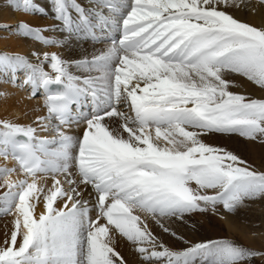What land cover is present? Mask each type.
Segmentation results:
<instances>
[{
    "label": "snow or ice",
    "instance_id": "1",
    "mask_svg": "<svg viewBox=\"0 0 264 264\" xmlns=\"http://www.w3.org/2000/svg\"><path fill=\"white\" fill-rule=\"evenodd\" d=\"M0 8L53 21L0 24L43 46L0 52V95L35 101L0 120V264H264V246L178 232L264 205V170L215 143L264 147V23L235 15L264 0Z\"/></svg>",
    "mask_w": 264,
    "mask_h": 264
},
{
    "label": "bare ground",
    "instance_id": "2",
    "mask_svg": "<svg viewBox=\"0 0 264 264\" xmlns=\"http://www.w3.org/2000/svg\"><path fill=\"white\" fill-rule=\"evenodd\" d=\"M37 2L42 4L44 0H37ZM0 3H2V0H0ZM235 15L237 16L238 19H241L244 22L253 24L258 27L262 23H264V14L248 15L243 12H237L235 13ZM20 21L28 22L33 26H40V27L50 26L53 23V21L50 19L41 18L39 16L33 17L23 13L6 11L3 8H0V24L6 22L8 24L15 25L17 22ZM84 47L87 48L89 52L92 51L90 45H85ZM97 47H102V45H98ZM36 48H43V46L38 45L32 41L19 39L14 35H9L8 33L0 31V52L7 51V52L26 54L32 50H35ZM233 90L240 91L242 93L253 92V88L250 84H246L242 88H234ZM8 91L14 94L10 96L0 95V120L12 119L14 117L23 118L24 112H29V116H31L30 109L35 105V101H32L31 103L28 102L26 99H24L25 94L15 89H8ZM255 95L259 96L260 93L256 92ZM215 143L219 145L227 146L228 149L239 150L241 154L246 156L253 155L254 160L257 161L260 167H262L261 158L264 157V147L255 144H250L240 139L218 140L215 141ZM0 165H2V162H0ZM262 168H263L262 170H264V166ZM41 210H42V205H37L36 208L37 214H39ZM10 219L11 217L8 218V220ZM232 219L233 218L230 216H228L227 219H224L225 221L224 223L227 226L228 234L236 233V231L239 230V228L234 225L235 222ZM4 225H5V219L1 218L0 241H2L4 238ZM9 227H11L10 224ZM153 231L154 233L158 234V230L153 229ZM203 231L204 229L199 225H196L194 230L191 227V225L178 228L179 233H182L186 239H189L193 242H199L200 240L205 238L210 239L209 236H205L203 234ZM240 231L243 234L245 242L253 244L254 240L252 239L251 236H249L248 231L244 230V228H241ZM210 232H211L210 237L213 238L220 237V235L222 234V232H219L217 228L210 229ZM176 246L178 248H182L185 245H183L180 242H177Z\"/></svg>",
    "mask_w": 264,
    "mask_h": 264
},
{
    "label": "rangeland",
    "instance_id": "3",
    "mask_svg": "<svg viewBox=\"0 0 264 264\" xmlns=\"http://www.w3.org/2000/svg\"><path fill=\"white\" fill-rule=\"evenodd\" d=\"M232 151L238 154L241 158L248 161L253 167L261 170L263 169L262 167L264 166V157L261 158L262 161L260 160L262 164V167H260L257 161L254 160L253 155H249V156L243 155L240 153L239 150L236 149ZM230 217L233 218L232 220L235 222L234 225L239 228V230L233 234H228L227 226L224 223L225 222L224 219H221L217 215L208 214L206 216H197L195 217V224L202 227L204 229L203 234L205 236H209L210 239L213 238L210 237L211 234L210 229L217 228L219 232H222V234L220 235V237H216V238L234 239L242 244H245L246 246L252 247L253 249H258L264 246V205H257L250 210L242 211L240 215L237 217H233V216ZM241 228H244V230L248 231L249 236H251L252 239L254 240L253 244L245 242L243 234L240 231ZM257 264H259L258 258H257Z\"/></svg>",
    "mask_w": 264,
    "mask_h": 264
}]
</instances>
